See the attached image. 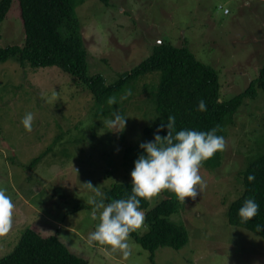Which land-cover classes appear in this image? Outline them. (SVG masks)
<instances>
[{
  "label": "rangeland",
  "instance_id": "rangeland-1",
  "mask_svg": "<svg viewBox=\"0 0 264 264\" xmlns=\"http://www.w3.org/2000/svg\"><path fill=\"white\" fill-rule=\"evenodd\" d=\"M75 14L88 52L87 73L103 75L107 84L138 66L162 42L186 47L213 67L223 101L244 92L264 65V0H110L108 6L85 0ZM0 37L1 48L24 44L17 5L1 25ZM15 60L0 63V190L15 205L12 228L0 235V259L31 229L42 237L57 236L88 264H264V240L228 222V209L243 189L240 172L264 153L263 93L245 100L226 128L220 165L201 167L206 187L195 200L181 203L168 191L147 200L144 214L163 200L178 201L180 209L169 219L189 236L181 250L159 248L152 263L150 253L131 236L127 258L88 243L99 210L94 219L91 193L82 184L91 182L105 197L114 185L130 182L132 168L124 154L152 140L153 134L145 132L155 120L146 87L158 83V74L126 88L123 94H131L123 101L118 97L114 108L96 105L84 87L57 67L35 68ZM116 109L128 118L119 134L106 126ZM27 112L34 114L30 132L21 124ZM136 232L143 236L148 229Z\"/></svg>",
  "mask_w": 264,
  "mask_h": 264
},
{
  "label": "trees",
  "instance_id": "trees-1",
  "mask_svg": "<svg viewBox=\"0 0 264 264\" xmlns=\"http://www.w3.org/2000/svg\"><path fill=\"white\" fill-rule=\"evenodd\" d=\"M99 1L106 6L110 2ZM84 2L85 0H0V28L10 10L17 5L25 34L22 46L0 47V63L16 59L21 65L28 63L35 68L57 67L71 76L77 86L84 87L93 96L96 105L107 104L110 96L116 97L119 104L118 97L126 88L132 90L139 79L156 73L159 76L158 83L146 87L148 103L155 116L153 127L145 130L148 136L154 133L161 121L166 122V117L171 114L176 119V130L189 128L208 131L215 128L216 134L224 137L226 128L233 124L244 101L256 99L260 92L264 94V65L244 92L223 101L218 72L198 61L186 47H175L166 42L156 45L148 58L131 71L120 74L112 84H107L103 75L89 76L88 52L75 14V8ZM201 99L207 106L204 112L197 111V103ZM116 106L113 105L114 108ZM159 134L163 137L166 131L161 130ZM139 154V147L126 149V164L133 168V161ZM40 159H35L32 166ZM220 160L221 153L217 152L202 166L213 170L220 165ZM249 175L254 176L251 182L247 179ZM240 176L243 189L228 209V222L231 226L245 229L264 240V153L250 160ZM130 191V182L114 185L106 192L105 203L126 197ZM247 198H254L259 209L251 221L243 222L238 209ZM140 207L145 211L148 201L141 200ZM179 209L178 201L163 200L145 214L148 232L143 236H139L136 231L130 233L150 253L152 263L159 248L167 247L178 251L188 244L189 236L185 227L169 219ZM257 225L261 226L260 231L257 230ZM0 264L88 263L71 253L57 236L42 237L27 229L14 250L0 259Z\"/></svg>",
  "mask_w": 264,
  "mask_h": 264
},
{
  "label": "clouds",
  "instance_id": "clouds-1",
  "mask_svg": "<svg viewBox=\"0 0 264 264\" xmlns=\"http://www.w3.org/2000/svg\"><path fill=\"white\" fill-rule=\"evenodd\" d=\"M228 11L226 7L223 9L225 14ZM130 94V91H126L120 101L127 99ZM106 103L115 105L117 98L110 96ZM206 110L205 101L199 100L197 111ZM33 119L32 112L24 114L21 124L25 131L32 130ZM127 119L116 109L112 111L111 118L106 120V126L110 132L119 134L123 132ZM175 124V116L168 115L166 122L161 121L155 129L152 140L139 144L140 154L133 161L129 173L131 191L126 197L105 203L104 194L97 186L94 187L91 182L82 184L91 193L88 204L92 206L94 219L99 210V222L87 237L90 245L95 242L103 246L106 254L120 251L127 258L130 255V233L147 227L144 211L140 207L141 200H152L162 191H168L181 203H186L185 198L195 200L206 187L200 169L205 161L225 149V139L216 134L215 128L208 131L189 128L176 130ZM161 130L166 131L163 137L159 134ZM247 179L251 182L254 176L249 175ZM14 207L12 198L0 190V235L12 228ZM258 209L256 200L247 198L238 209V215L243 222H249L257 215ZM257 230L260 231L261 226L257 225Z\"/></svg>",
  "mask_w": 264,
  "mask_h": 264
},
{
  "label": "built area",
  "instance_id": "built-area-1",
  "mask_svg": "<svg viewBox=\"0 0 264 264\" xmlns=\"http://www.w3.org/2000/svg\"><path fill=\"white\" fill-rule=\"evenodd\" d=\"M228 14V13H227Z\"/></svg>",
  "mask_w": 264,
  "mask_h": 264
}]
</instances>
